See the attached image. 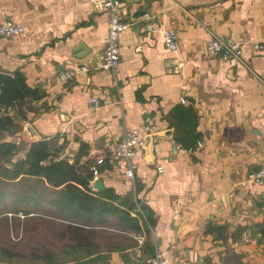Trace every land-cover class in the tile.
I'll use <instances>...</instances> for the list:
<instances>
[{"label":"crops","instance_id":"crops-1","mask_svg":"<svg viewBox=\"0 0 264 264\" xmlns=\"http://www.w3.org/2000/svg\"><path fill=\"white\" fill-rule=\"evenodd\" d=\"M144 6L143 0L122 1L131 25L120 36L115 72L91 70L64 79L73 65L94 67L107 42L106 13L91 0H0V20L25 28L21 36L0 37V70H19L29 85L47 92L41 100L16 105L13 115L24 111L21 125L30 123L69 160L81 143L89 146L81 165L105 157L92 190L112 188L121 199L129 197L115 202L125 209L139 201L155 221L139 232L101 227L100 239L83 247L80 259L54 264H149L153 247L170 264H264L263 187L247 181L264 159V54L251 48L254 41L264 42V0H155L152 32L142 22ZM170 28L179 35L178 51L165 46ZM214 35L243 41L248 66L208 56ZM81 43L90 53L79 59L74 50ZM95 94L106 100L98 109L89 102ZM148 122L158 132L171 130L172 138L143 148L129 178L125 163L112 162L110 154L125 130ZM194 122L200 142L190 148L180 130L186 133ZM26 138L23 125L1 135L18 144L17 158L29 149ZM96 178L102 180L100 191L93 186Z\"/></svg>","mask_w":264,"mask_h":264},{"label":"trees","instance_id":"trees-1","mask_svg":"<svg viewBox=\"0 0 264 264\" xmlns=\"http://www.w3.org/2000/svg\"><path fill=\"white\" fill-rule=\"evenodd\" d=\"M46 95L45 89L29 85L19 70L4 82L0 92V260L54 264L80 259L78 252L100 239L101 227L139 232L142 224H155L143 207L142 214L132 215L139 201L125 209L115 202H129V197L121 199L112 188L92 190L93 165H81L82 157L89 153L85 143L73 160L60 155L52 141L42 139L30 143L25 157L13 159L18 144L1 139V135L19 132L23 124L18 119L26 120L27 115L21 110L17 117L12 109ZM180 133L186 135L181 142L190 148L200 142L196 122ZM208 229L214 228L210 225ZM154 253L153 247L151 257Z\"/></svg>","mask_w":264,"mask_h":264},{"label":"built area","instance_id":"built-area-1","mask_svg":"<svg viewBox=\"0 0 264 264\" xmlns=\"http://www.w3.org/2000/svg\"><path fill=\"white\" fill-rule=\"evenodd\" d=\"M123 0H91L95 7L106 13L108 17V36L106 46L102 51L98 52L95 58L94 67H88L86 63L73 65L70 69L62 74V78L68 79L80 72H90L91 70L116 71L120 66L122 46L120 44V36L122 32L127 30L131 21L124 19ZM155 17V15L145 14L144 19ZM147 31L155 30L154 22L147 23ZM25 33L24 26L13 19L0 20V37L11 38L21 36ZM164 43L168 50L178 51L180 48V40L177 31L170 28L164 31ZM251 48L256 53L264 54V42L254 41L251 43ZM208 56L219 58L227 62H237L248 66L247 58L244 54L243 41L235 40L229 36H212L206 46ZM90 104L98 109L106 104V100L99 95H92L89 98ZM158 127L155 123H145L139 127H134L125 130L122 139L116 145V148L110 154L112 162L123 161L126 165L125 174L129 178H134V170L132 161L140 153L146 143V137L152 133L158 132ZM105 163V157L99 156L96 158L95 164L92 166L94 177L100 175L99 167ZM163 166H158V171L162 172ZM247 181L263 187L261 192V203L264 209V159L260 167L251 172ZM135 215L143 213L141 207L138 206L135 210ZM149 264H170L169 259L163 252L156 248L154 255L150 258Z\"/></svg>","mask_w":264,"mask_h":264},{"label":"water","instance_id":"water-1","mask_svg":"<svg viewBox=\"0 0 264 264\" xmlns=\"http://www.w3.org/2000/svg\"><path fill=\"white\" fill-rule=\"evenodd\" d=\"M142 0H133V2H140ZM145 3L144 8L146 10H148V13L150 15L154 14V11L152 9V2L155 0H143ZM156 18L152 17V18H148V19H143L142 22L146 25L147 23L150 22H155ZM75 56L79 59L84 58L86 55H88L90 53V51L88 50V48L84 45V44H79L75 50ZM82 53V54H79ZM11 76L10 73L5 72V71H1L0 70V92L2 89V86L4 84V82ZM23 134L27 135V138L25 139L28 143L34 142V141H39L41 140L39 134L37 133V131L34 129V127L30 124V123H24L23 124ZM168 136H170L172 138V131L171 130H167V131H163V132H156V133H152L150 135H148L146 137V143L145 146L143 147L148 148L149 146L153 147L154 144L161 139H166ZM94 188L97 191H100L101 189H103L102 187V180L100 178H96L94 180L93 183Z\"/></svg>","mask_w":264,"mask_h":264},{"label":"rangeland","instance_id":"rangeland-1","mask_svg":"<svg viewBox=\"0 0 264 264\" xmlns=\"http://www.w3.org/2000/svg\"><path fill=\"white\" fill-rule=\"evenodd\" d=\"M17 157H18V156H14V158H13V159H14V160H16V159H17Z\"/></svg>","mask_w":264,"mask_h":264}]
</instances>
